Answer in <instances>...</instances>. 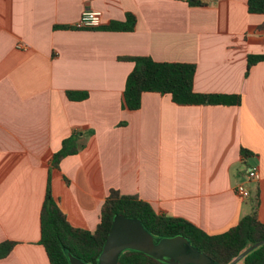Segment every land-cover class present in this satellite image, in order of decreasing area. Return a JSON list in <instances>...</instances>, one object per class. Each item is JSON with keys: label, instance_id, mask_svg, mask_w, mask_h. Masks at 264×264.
<instances>
[{"label": "crops", "instance_id": "1", "mask_svg": "<svg viewBox=\"0 0 264 264\" xmlns=\"http://www.w3.org/2000/svg\"><path fill=\"white\" fill-rule=\"evenodd\" d=\"M187 1L0 0V244L15 243L0 264H50L39 215L51 157L76 131L92 135L50 173L73 228L96 229L110 190L209 235L254 209L264 223V62L245 77L247 56L264 55V15L249 14L247 0ZM86 9L101 13L99 28H74ZM126 14L132 32L100 29ZM125 57L194 64L195 93L238 95L241 104L178 106L144 93L137 111L126 110L134 64ZM251 168L255 182L245 179ZM239 182L248 199L237 196Z\"/></svg>", "mask_w": 264, "mask_h": 264}, {"label": "trees", "instance_id": "2", "mask_svg": "<svg viewBox=\"0 0 264 264\" xmlns=\"http://www.w3.org/2000/svg\"><path fill=\"white\" fill-rule=\"evenodd\" d=\"M187 3L191 7L206 6L201 0H188ZM247 12L252 15H264V0H247ZM135 21L132 14H126L124 22H113L100 29L132 32ZM257 31L264 33V23L257 27ZM120 60L134 64L132 71L126 77L123 91L122 107L126 110L137 111L144 93L169 95L171 101L178 106H239L241 104L238 95L195 93L194 64L155 62L149 57H125ZM259 62H264V55L247 56L245 77ZM66 96L69 100L81 101L86 99L87 94L67 92ZM90 135H92L91 131L73 132L62 141L60 150L51 157L45 196L39 215V244L43 247L50 264H69L68 253L83 264H98L112 220L117 215L138 220L143 229L155 240L184 237L192 247L210 258L213 264H231L244 251L264 241V223L259 222L255 209L227 231L209 235L184 219L157 214L148 203L137 197L120 195L116 190L109 191L101 207L100 222L93 232L73 228L52 197L50 173L58 169L64 158L78 154L85 147L86 138ZM240 154L244 158L250 155L245 149H241ZM14 245L13 242L0 244V259L6 257ZM238 263L264 264V244L247 253ZM117 264L164 263L141 252L125 251L120 255Z\"/></svg>", "mask_w": 264, "mask_h": 264}, {"label": "water", "instance_id": "3", "mask_svg": "<svg viewBox=\"0 0 264 264\" xmlns=\"http://www.w3.org/2000/svg\"><path fill=\"white\" fill-rule=\"evenodd\" d=\"M264 244V241L244 251L231 264L238 263L247 253ZM125 251L141 252L164 264H213L210 258L192 247L182 236L155 240L136 219L117 215L113 218L98 264H117ZM69 264H83L67 254Z\"/></svg>", "mask_w": 264, "mask_h": 264}, {"label": "built area", "instance_id": "4", "mask_svg": "<svg viewBox=\"0 0 264 264\" xmlns=\"http://www.w3.org/2000/svg\"><path fill=\"white\" fill-rule=\"evenodd\" d=\"M102 25V15L98 11H93L86 9L82 12L79 20L74 25L77 30H90L97 29ZM247 181L255 182L259 180V174L256 168H251L248 170L245 177ZM236 194L240 199H248L250 196L249 190L245 187L244 183H238L236 185Z\"/></svg>", "mask_w": 264, "mask_h": 264}]
</instances>
